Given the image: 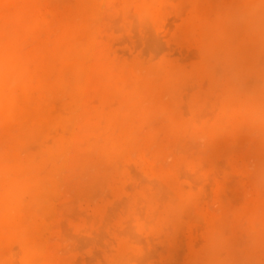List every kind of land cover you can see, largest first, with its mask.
<instances>
[{"label":"clouds","instance_id":"obj_1","mask_svg":"<svg viewBox=\"0 0 264 264\" xmlns=\"http://www.w3.org/2000/svg\"><path fill=\"white\" fill-rule=\"evenodd\" d=\"M129 166L109 224L73 217L69 188ZM178 248L264 264V0H0V264Z\"/></svg>","mask_w":264,"mask_h":264},{"label":"rangeland","instance_id":"obj_2","mask_svg":"<svg viewBox=\"0 0 264 264\" xmlns=\"http://www.w3.org/2000/svg\"><path fill=\"white\" fill-rule=\"evenodd\" d=\"M177 53H178L177 54L178 56H181V57L185 56V53L182 50L178 49ZM109 170H111V169H109ZM109 170L102 171L100 173L99 177H98V178L108 179V182L111 183V184L107 185V188L105 187L106 190H104V189L103 190H99L101 188H104L102 186H99L101 188H98V186H94V187L89 186V185L93 184L92 182L88 183V184H86L84 186H81V187H74V188H70V189L67 190L66 195L70 199V211H71V213H72L74 218L83 217L84 220L88 224H95L96 223V225L106 226L107 223L111 222L110 219L111 218L113 219V217L116 215V213L114 215H113V213L117 212L119 207H120V203H116L113 206H109V202L114 200L115 196L123 188L124 189L122 191H129V190L131 191L132 190V185L131 184L125 185V184L122 183V180H124V179H132V178L133 179H140V180L143 179L140 176V173L137 171L135 166H129V174H128V176H125V177H120L118 172L115 171V170H113V171L111 170L112 172L109 171ZM136 172L138 173V175H137ZM98 178H96V179H98ZM122 186H124V187H122ZM96 187H97V189H96ZM83 188H84V190H83ZM89 189H90V191H89ZM100 191H103V192L101 193ZM105 195H106V198L104 197ZM103 197H104V199H102ZM80 201H83V202H85L88 205L87 210L84 211V212H81L80 209L77 207V204ZM117 204H119V205H117ZM108 207L109 208L111 207V208L108 210ZM105 213H106V215L107 214L108 215L111 214L110 215L111 216L110 219L108 220V218H107V220H106L107 222L105 221L104 216H103ZM103 220H104V222H103ZM108 221H110V222H108ZM82 244H84L86 246V242H82ZM182 258H183V250H182V248H178L177 252H176V260H177L178 264H181Z\"/></svg>","mask_w":264,"mask_h":264},{"label":"bare ground","instance_id":"obj_3","mask_svg":"<svg viewBox=\"0 0 264 264\" xmlns=\"http://www.w3.org/2000/svg\"><path fill=\"white\" fill-rule=\"evenodd\" d=\"M177 54H178V53H177ZM132 168H133V167H132ZM109 171H111V170H109ZM112 171H113V170H112ZM112 171H111V172H112ZM136 173H137V172H136ZM136 173H135V174H136ZM137 175H138V173H137ZM115 177H116V176H115ZM115 177H114V178H115ZM132 179H133V178H132ZM114 180H115V179H114ZM142 180H143V179H142ZM90 183H91V182H90ZM92 183H93V184H92V185H89V186H92V187H94V186H98V188H101V187H99V186L104 187V188H101V189H99V190H103V189L106 190L105 187L107 188V185L111 184V183L108 182V179H105V178H98V179H95L94 181H92ZM122 187H124V186H122ZM73 188H74V187H73ZM69 189H70V188H69ZM91 189H92V188H91ZM96 189H97V187H96ZM123 189H124V188H123ZM123 189H122V190H123ZM83 190H84V188H83ZM125 190H126V189H125ZM89 191H90V189H89ZM96 191H97V190H96ZM129 191H130V190H129ZM100 192L102 193L103 191H100ZM96 193H97V192H96ZM105 193H106V192H105ZM108 194H109V193H108ZM73 196H74V195H73ZM75 197H76V196H75ZM104 197L106 198V195H105ZM104 197H103L102 199H104ZM85 198H86V197H85ZM87 198H88V197H87ZM102 199H101V200H102ZM105 200H106V199H105ZM92 202H93V201H92ZM117 205H119V204H117ZM106 207H107V206H106ZM110 208H111V207H110ZM110 208L108 207V210H109ZM113 208H114V207H113ZM111 210H112V209H111ZM113 210H114V209H113ZM106 211H107V210H106ZM107 212H108V211H107ZM107 212H106V213H107ZM106 213L103 215L105 221L107 220V218H108V220H109L110 217H111V216H110L111 214H110V215L107 214V215L109 216V217H108V216L106 215ZM115 213H116V212H114L113 215H114ZM97 215H98V214H97ZM105 215H106L107 217H106ZM95 218H96V217H95ZM96 219H97V218H96ZM87 220H88V219H87ZM97 220H98V219H97ZM110 220H112V218H111ZM97 222H98V221H97ZM103 222H104V220H103ZM106 222H107V221H106ZM108 222H110V221H108ZM95 224H96V223H95ZM103 224H104V223H103ZM107 224H109V223H107ZM105 225H106V224H105Z\"/></svg>","mask_w":264,"mask_h":264}]
</instances>
